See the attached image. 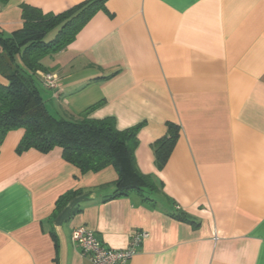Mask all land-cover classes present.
<instances>
[{"label":"crops","instance_id":"1","mask_svg":"<svg viewBox=\"0 0 264 264\" xmlns=\"http://www.w3.org/2000/svg\"><path fill=\"white\" fill-rule=\"evenodd\" d=\"M88 0H9L0 33L23 28L22 4L61 13ZM63 52L48 56L61 116L144 124L136 159L163 184L110 199V166L82 174L57 147L0 146V264H92L72 240L86 227L110 249L149 234L128 264H264V0H108ZM0 83L7 81L0 73ZM50 111L53 112V110ZM180 127L162 170L153 143ZM77 192L57 213L58 200Z\"/></svg>","mask_w":264,"mask_h":264},{"label":"trees","instance_id":"2","mask_svg":"<svg viewBox=\"0 0 264 264\" xmlns=\"http://www.w3.org/2000/svg\"><path fill=\"white\" fill-rule=\"evenodd\" d=\"M8 1L0 0V5ZM107 2L88 0L61 13L22 4L23 28L8 37L0 33V73L7 81L0 83V146L10 132L23 129L18 154L31 149L49 153L59 147L64 160L82 174L110 166L116 170L118 180L111 200L139 192L153 202L149 195L159 194L163 184L138 167L136 151L144 124L120 130L114 117L92 118L91 112L104 101L78 115H54L42 93L49 89L38 72L53 73L43 66V60L65 51L99 11H108ZM167 128V134L152 146L158 170L166 167L180 135L178 125L168 123ZM76 194L62 196L55 213Z\"/></svg>","mask_w":264,"mask_h":264},{"label":"built area","instance_id":"3","mask_svg":"<svg viewBox=\"0 0 264 264\" xmlns=\"http://www.w3.org/2000/svg\"><path fill=\"white\" fill-rule=\"evenodd\" d=\"M46 89L58 88V77L53 73L38 72ZM149 234L145 231H134L128 246L123 250L110 249L97 238L94 231L86 227H77L72 232L73 242L79 246L82 254L88 257L92 264H128L139 253L143 242Z\"/></svg>","mask_w":264,"mask_h":264},{"label":"rangeland","instance_id":"4","mask_svg":"<svg viewBox=\"0 0 264 264\" xmlns=\"http://www.w3.org/2000/svg\"><path fill=\"white\" fill-rule=\"evenodd\" d=\"M51 62V58L50 57H47V58H45L44 60H43V66L45 67V68H47V69H50L51 67H50V65H49V63ZM2 76V75H1ZM3 77V76H2ZM49 105H50V109H51V107L53 106V105H51V103H49ZM53 108V107H52ZM51 110H53V112L54 113H56L57 115H59L60 113V111H61V109L59 108V109H51Z\"/></svg>","mask_w":264,"mask_h":264}]
</instances>
